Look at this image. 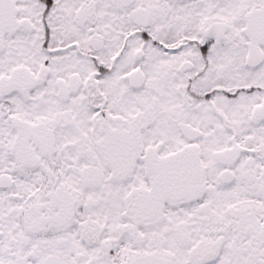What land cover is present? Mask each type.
<instances>
[{
  "label": "snow or ice",
  "instance_id": "6c2138e0",
  "mask_svg": "<svg viewBox=\"0 0 264 264\" xmlns=\"http://www.w3.org/2000/svg\"><path fill=\"white\" fill-rule=\"evenodd\" d=\"M0 264H264V0H0Z\"/></svg>",
  "mask_w": 264,
  "mask_h": 264
}]
</instances>
